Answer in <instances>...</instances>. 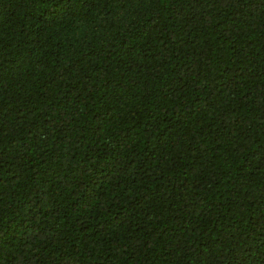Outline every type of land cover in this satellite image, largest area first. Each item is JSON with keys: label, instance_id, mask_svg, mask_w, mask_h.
<instances>
[{"label": "trees", "instance_id": "16d2710c", "mask_svg": "<svg viewBox=\"0 0 264 264\" xmlns=\"http://www.w3.org/2000/svg\"><path fill=\"white\" fill-rule=\"evenodd\" d=\"M0 264H264V0H0Z\"/></svg>", "mask_w": 264, "mask_h": 264}]
</instances>
